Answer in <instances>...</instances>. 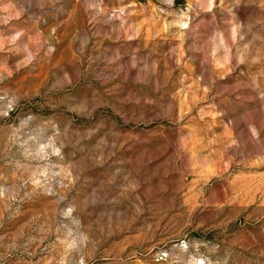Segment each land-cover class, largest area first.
<instances>
[{"label": "rangeland", "instance_id": "obj_1", "mask_svg": "<svg viewBox=\"0 0 264 264\" xmlns=\"http://www.w3.org/2000/svg\"><path fill=\"white\" fill-rule=\"evenodd\" d=\"M0 264H264V0H0Z\"/></svg>", "mask_w": 264, "mask_h": 264}]
</instances>
